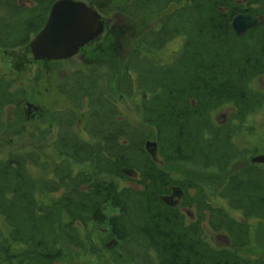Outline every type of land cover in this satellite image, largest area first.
<instances>
[{"label": "trees", "instance_id": "1", "mask_svg": "<svg viewBox=\"0 0 264 264\" xmlns=\"http://www.w3.org/2000/svg\"><path fill=\"white\" fill-rule=\"evenodd\" d=\"M130 1L103 10L118 12L122 23L88 50L87 64L48 83L62 105L52 113L41 106L48 125L28 118V87L0 77V134L34 143L0 157V264H118L95 230L100 224L112 238L134 242L140 264H264L257 238L262 252L244 254L256 232L251 223H264V169L232 137L264 106V93L251 85L264 75V21L241 37L230 25L236 13L264 17V0ZM54 2L0 0L7 12L0 51L29 48ZM180 38L170 64L152 57ZM118 95L135 97L136 121L123 116ZM225 107L232 108L226 123L215 120ZM148 140L162 165L146 151ZM48 142L49 156L41 152ZM176 185L183 197L171 207L160 196ZM105 209L116 213L107 217ZM218 237L226 243H213Z\"/></svg>", "mask_w": 264, "mask_h": 264}, {"label": "rangeland", "instance_id": "2", "mask_svg": "<svg viewBox=\"0 0 264 264\" xmlns=\"http://www.w3.org/2000/svg\"><path fill=\"white\" fill-rule=\"evenodd\" d=\"M237 2H240L241 5H244V2L242 0H237ZM15 3H17L18 6L22 7H31L32 6V0H15ZM7 12L3 9H0V16H4ZM239 14V13H236ZM235 14V15H236ZM246 14V13H243ZM119 23H122L121 21ZM155 21L152 22L151 26H154ZM106 33H112L113 30L110 26V28H106L104 30ZM129 31L126 33L124 32V36H127ZM117 36V35H115ZM114 36V37H115ZM133 36V35H132ZM130 38V41H134L135 37L131 38V36H128ZM123 40V37H121ZM121 40V39H120ZM117 40V43L119 42V47L116 48V52L119 53L120 56L125 55L124 49L121 47L120 43L121 41ZM101 41V40H100ZM114 41V38L112 40ZM30 42V41H29ZM97 43V42H96ZM92 43L89 47L86 46L81 49V51L78 53V55L74 56L73 58H69L66 60H62L58 62V64H53L50 62H44L39 60H34L33 56H31L29 43L27 46L22 47H16L10 50H7L6 52L2 49L0 51V77H6L11 79H16L17 83L16 85L21 86L22 84L24 86L28 87L29 90V100L28 102L36 104L37 106H42L45 110L50 111L52 113L55 109H60L61 102L59 105V96L57 97L55 93L52 92V89L50 87L47 88L48 83L53 82V84L59 83V81L65 79L67 76L70 75V73H75L78 70L79 66H84V62L81 61V59H84L85 61H88L89 53L88 50L95 48V44ZM133 43V42H132ZM181 44H182V38L175 39L171 42H169L165 47L160 49L155 54H152V57L159 61V63L165 65L170 64L171 60L176 57L178 52L181 50ZM89 50V51H90ZM83 63V64H82ZM86 63V62H85ZM87 64V63H86ZM108 69V68H106ZM109 70V69H108ZM110 72V70H109ZM37 76L39 78V85L38 87H35L32 83V80ZM253 90L264 93V75H261L256 80L253 81L251 84ZM46 89H49L48 93L44 92L41 93V91H45ZM117 106L120 109L123 116H125L127 119H130L131 121H136L137 118L134 113V107L133 103H135V97L133 98H121L119 95L117 96ZM47 100V102H46ZM121 100V101H119ZM138 100V99H137ZM232 108H223L219 110L217 113L214 114V119L217 121H222L223 123L225 120H227V116H229L230 111ZM7 110H10L9 108ZM42 120L43 118H39ZM41 123H44V125H48L49 122L45 119L41 121ZM226 123V122H225ZM243 125H240L238 130H235V133L233 134V140L236 144V147L238 149H245L247 150L246 156H248L249 160L254 156H249V154L253 151H257V154L260 155L264 154V106L261 110L258 112L251 114L249 118H247ZM55 130L56 127H53ZM13 139V140H12ZM34 143L30 141H26L24 138H11L6 133L0 134V157H5L7 153L10 151H25L24 149L31 148ZM53 145L50 144V142L47 143L46 147L41 148V152L43 155H52L54 153L53 151ZM145 149L149 153L150 157L153 158L159 165H162L159 159L157 158V151H156V142L154 140H148L145 143ZM258 169H264V165L262 164H256ZM75 169H78L79 166L72 165ZM186 174V173H185ZM33 175L36 177L39 176V171L36 169H33ZM188 175V173H187ZM207 176V175H206ZM188 179H193L190 176H187ZM211 181L215 182L216 178L215 176H210ZM211 183V182H210ZM125 184V186H128L125 182H121V185ZM209 184V183H208ZM207 184V185H208ZM213 188L212 183L208 186L207 189ZM49 199H52V197H49ZM216 200V201H215ZM217 203L219 205H224L223 200H220L216 196H213V203ZM115 210L111 209H105L106 216H110L111 214H115ZM237 219L240 220V216L238 213H233ZM255 226L253 233V241L250 245L251 249L246 251L244 253L245 255L248 253L255 254V251H258L259 253L262 252L261 248L258 247L255 248V238H257V242L260 243L261 246L264 245V223L258 224L257 221H253L251 223ZM260 225V226H259ZM95 230L102 232V234L105 236V246H107L108 253L114 257L118 264H140V256L141 252H139V248L136 246V244L133 242H130L128 240H116V238H112L110 236V232L107 230L106 224H100L95 225ZM5 232V226L2 224V219L0 217V235L4 234ZM1 238V237H0ZM112 240L115 241V243L112 242ZM213 243L223 245L226 243L225 238H216V241L213 240ZM148 255L146 254V259L148 260ZM151 261V259H149Z\"/></svg>", "mask_w": 264, "mask_h": 264}, {"label": "water", "instance_id": "3", "mask_svg": "<svg viewBox=\"0 0 264 264\" xmlns=\"http://www.w3.org/2000/svg\"><path fill=\"white\" fill-rule=\"evenodd\" d=\"M263 16L250 13L236 14L230 21L235 36H244L249 29H256L263 24ZM105 22L94 9L82 0H55L50 6L44 26L30 40L31 56L36 60L58 61L77 55L81 47L90 44L104 32ZM27 107L32 106L27 102ZM251 164L264 165V154L254 155ZM121 174L134 177L133 168H120ZM183 197L180 186L170 187V193L160 196L168 206L176 207ZM115 243L114 240H112ZM109 246V245H107Z\"/></svg>", "mask_w": 264, "mask_h": 264}, {"label": "flooded vegetation", "instance_id": "4", "mask_svg": "<svg viewBox=\"0 0 264 264\" xmlns=\"http://www.w3.org/2000/svg\"><path fill=\"white\" fill-rule=\"evenodd\" d=\"M82 1L85 2V4L88 7H90L91 9H94L95 11H97V13L100 15V17L104 20V22H105L104 30L106 28H110V26L112 28L114 24L119 23L121 20H120V18L118 16V12H113L112 11V12H108L109 14L106 15L103 10L112 9L113 7L117 6L120 3L121 4H123V3L124 4H126V3L129 4V2H131L130 0H123V1H121V0H82ZM47 11L49 12V9ZM47 15H48V13H47ZM47 15H46V17H47ZM105 35H107V34H105V32H103L102 35L99 38H97L96 40L91 41L90 44H87L84 47H86V46L89 47L92 43L94 44V43H96V41L102 40L103 37H106ZM84 47H81L79 52ZM78 53H77V55H78ZM39 61H44V60H39ZM58 61H62V60H58ZM58 61H54V60L48 61L47 60V61H44V62L53 63V62H58ZM81 61L84 62V63L86 62L84 59H81ZM26 104H27V102H26ZM26 104L24 106V109H25V112H26V114H27L29 119L34 120V119H37L38 117H40V118L42 117L43 112H42L41 106H37L36 104L30 103V104H32V106L27 107Z\"/></svg>", "mask_w": 264, "mask_h": 264}]
</instances>
